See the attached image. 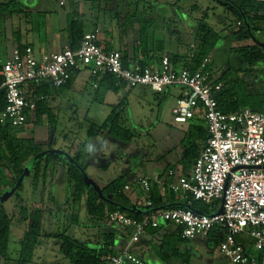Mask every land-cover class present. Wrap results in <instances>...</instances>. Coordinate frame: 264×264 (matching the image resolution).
I'll use <instances>...</instances> for the list:
<instances>
[{"label": "rangeland", "instance_id": "rangeland-1", "mask_svg": "<svg viewBox=\"0 0 264 264\" xmlns=\"http://www.w3.org/2000/svg\"><path fill=\"white\" fill-rule=\"evenodd\" d=\"M8 1L10 0H0V3ZM20 1L26 7L25 13L7 16L0 23V66L12 59L13 52L16 47L21 46V41L26 42L27 28L32 31L28 40L35 43L37 57L39 56L38 43L42 37L46 36L48 39H52L54 34H57L56 36L60 34L59 41L61 42V38L66 39L68 34L66 13L70 16L72 14V0H62L65 1L66 6L58 4L61 0ZM74 1L78 3V10L89 30L99 28L105 31L111 28L116 36L122 38L124 43L135 45L138 49L141 34L138 37L139 30L135 25H146V20L150 21V17L154 15L152 12L158 7L160 10L159 19H167L168 30L173 34L180 33L182 36L181 45L172 43V46H179L183 51L196 48L197 27L195 23L202 20L205 15H207L206 22L218 32H221L225 24H233L235 20L231 13L232 6L226 5L221 0H119L118 11L130 15L128 25L120 24L118 17L112 14L113 4L111 2L108 8L101 0ZM194 3L198 5V9L193 8ZM26 19L29 20V27ZM163 23L162 20L157 19L150 21L149 36L153 37L154 28H161ZM234 30L235 26L230 28L227 33H232ZM225 37L226 39L223 38L219 41L211 56L217 74L226 69L225 61L233 46L230 35L227 34ZM166 46L168 47L166 43L160 41L155 44L158 52H161ZM239 77H243V73L239 74ZM248 82L252 89L256 88L257 82L253 77L249 78ZM96 84L98 87L95 86ZM49 87L46 103L56 115L57 127L52 129L49 126L47 115L42 117L41 122H38L37 115H34L30 123L28 121L29 124L27 123L23 129L21 128L22 132L19 135L30 137L34 143L43 147L45 156L56 154L59 161L49 165V176L45 185L40 178L39 185L35 189L33 164L29 162L26 173L10 189L4 191L1 201L4 203L6 213L12 219L9 245L10 264L15 263V260L17 261L20 257L21 241L27 229L21 212L22 206L31 211L35 205H38L41 202L43 187L45 189L44 201H46L43 206L47 213L43 229L46 233L53 235L66 230L68 235L79 241L95 243L102 240L103 234L110 228L89 216L85 204L86 196L76 208L78 223L72 221L73 210L65 204L71 193L68 184L64 181H67L66 167L70 165L72 159L74 160L73 155L80 145L83 150L80 163L85 166L84 175L88 186L101 190L112 181L124 177L131 187L125 194L128 198H132V201L137 202L138 198L144 199L147 196L145 191L138 186L137 182L140 178H154L157 175L166 174L170 169L177 171L181 168L180 160L184 152V141L191 122L207 127L204 117L198 112L193 121L175 122L174 118L179 114L178 100L182 92L180 87H170L164 93H156L148 86L130 88L126 85L118 92H113L100 85V82L91 76L88 69L79 72L74 80L65 87ZM122 102L126 108L120 120L125 127L134 132V139L130 143H125L107 134L90 137L88 130L91 124L102 125L112 113L113 108ZM59 180L63 181L60 186H53ZM119 203L125 206L123 202L119 201ZM173 205L180 204L173 203L171 206ZM128 210L136 212L132 207H129ZM220 235L222 239L223 234ZM162 238L161 233L157 234L154 245L160 244L159 240ZM152 239L149 234H145L139 242L133 243L131 251L139 248L145 250L144 257L148 264H183L182 260L175 258H171L170 262L163 263L157 257L156 253L159 249L152 244ZM210 241L209 237H199L180 243V245L189 247L184 255L188 259V263L233 264L221 253L220 241L215 248L210 246ZM148 248L151 250L147 252ZM186 251L182 250V253ZM41 254L46 255L48 264H57L55 255L61 257V264H71L61 253V241L57 238H41L30 264H40L39 256ZM0 264L9 263L6 259L0 258Z\"/></svg>", "mask_w": 264, "mask_h": 264}, {"label": "built area", "instance_id": "built-area-1", "mask_svg": "<svg viewBox=\"0 0 264 264\" xmlns=\"http://www.w3.org/2000/svg\"><path fill=\"white\" fill-rule=\"evenodd\" d=\"M257 35L264 43V33ZM211 63L209 56L194 72L164 56L151 65L143 66L136 59L126 67L123 53L100 43L98 31L85 33L78 48L66 46L56 53L44 54L40 60L30 47L24 51L17 48L0 70L6 97V106L0 111V125L24 127L36 112L38 102L47 99L46 95L28 98L27 87L44 84L65 87L84 69L97 81L113 75L130 88L148 86L156 93H164L170 87L182 88L175 122L193 121L198 112L207 123L209 138L190 173L177 175L170 169L164 175L140 178L137 183L147 194L156 183L164 194H175L183 202L189 197L192 200L188 206L155 209L147 199L148 212L141 218L114 211L107 213L103 224L124 230L129 235L128 247L139 242L149 229L165 225L179 230L190 241L206 238L217 230L223 234L220 251L233 264H261L256 255L247 252L240 238L248 237L254 250H264V112L250 108L230 113L221 111L217 94L223 84L208 69ZM130 188L127 185L125 191ZM193 201L206 205L219 202L220 210L202 214L191 208ZM105 261L106 264H144L129 249L109 255Z\"/></svg>", "mask_w": 264, "mask_h": 264}, {"label": "trees", "instance_id": "trees-1", "mask_svg": "<svg viewBox=\"0 0 264 264\" xmlns=\"http://www.w3.org/2000/svg\"><path fill=\"white\" fill-rule=\"evenodd\" d=\"M226 5L232 6V15L235 20L233 24H225L221 32H218L212 25L206 22V16L199 21H196L197 27V46L193 50L183 55L172 54L169 55L172 62L179 66L185 65L191 71H197L204 59L211 56L212 52L218 46V43L225 36L230 35L233 41V46L226 59V69L222 73H218L214 69V62L208 66L218 78L217 82L223 84V89L217 94V101L219 109L225 113L236 112L243 108H251L254 111H264V43L258 33H264V0H221ZM25 6L20 0H10L8 2L0 3V23L7 16L20 15L25 13ZM194 9H198L196 3L193 4ZM71 16H68V31L70 34L69 46L73 49L79 47L85 35V23L81 12L78 10V3L71 1ZM43 14V13H41ZM125 22L126 25H128ZM238 23H241L239 25ZM149 24L146 20V25L141 24V39L139 42V49L142 58L139 62L143 66L151 65L152 61L162 58L156 53L149 56ZM235 26L232 33H227L230 28ZM154 27V26H153ZM21 51L25 47L19 48ZM123 61L126 67H129L131 58L128 54L123 53ZM2 66H0L1 70ZM243 73V77L239 74ZM78 74V73H77ZM75 77V75H74ZM73 77V78H74ZM253 77L257 86L252 89L249 85V78ZM71 79V81L73 80ZM70 81V83H71ZM3 79L0 76V111L6 106L5 90L2 88ZM100 85L107 90L118 92L121 88L126 86L125 83H120L118 79L109 75L102 79ZM69 85V84H68ZM50 85L44 84L41 87H27V97L35 98L40 95L48 96ZM47 99L38 102L36 111L37 120L41 122L42 117L47 115L49 126L54 129L57 127L58 121L53 110L47 106ZM126 106L124 102L115 106L112 113L106 121L97 126L91 124L88 135L95 137L98 134H107L110 137L130 143L134 137V132L125 127L121 122V116ZM23 127H13L11 125H0V202L4 191L10 189L15 182L26 173L27 163L33 164V180L35 189L39 185V180L45 185L49 176V165L55 161H59L56 154H43V147L34 143L33 139L20 137ZM209 138L207 127L203 125L190 124L186 139L184 141V152L180 160L181 172H188L194 165L196 159L200 156L204 145ZM83 157V150L80 147L74 153L70 165L66 167L67 184L71 191L70 196L65 204L73 210L72 221L78 223V214L76 212L77 206L86 196V208L89 216L95 221L101 223L106 218L108 212L121 211L129 216L141 218L142 214L139 212L129 211L132 207L130 199L125 194V187L128 183L124 177H120L112 181L109 185L101 190L95 187L88 186L81 159ZM43 170V171H42ZM43 172V173H42ZM147 194V193H146ZM45 196V189L41 191V202L36 205L30 212L25 206H22V214L25 216L28 227L24 238L21 241L20 257L18 264H30L34 258V251L40 244L41 238H57L61 241V253L71 264H106L105 258L109 255H118L121 253L118 250V245L125 244L129 240V235L124 234L114 227L108 228L103 234L102 240L98 242L79 241L70 235L67 231L56 234H48L43 229L45 208L43 200ZM147 199L153 202L154 208H172L178 206H188L191 197L178 206H171L177 203L175 194L167 195L160 191L156 183L152 184L150 192L147 194ZM123 202L125 206L119 203ZM191 208L196 212L202 214H213L220 210V203L213 205H206L200 201H193ZM12 219L8 216L4 206L0 203V258L7 259L10 244V229ZM161 230L152 229L153 233H158ZM220 233L214 230L209 233L207 237L211 238L210 246L215 248L219 241H221ZM189 241L181 236L179 230H175L163 237L160 258L163 262H167L171 258L182 260L183 264H189L188 259L185 258V253L180 251V243ZM244 243L247 252L256 254L260 263L264 259V250L256 251L253 249L252 239L245 237L240 238Z\"/></svg>", "mask_w": 264, "mask_h": 264}, {"label": "crops", "instance_id": "crops-1", "mask_svg": "<svg viewBox=\"0 0 264 264\" xmlns=\"http://www.w3.org/2000/svg\"><path fill=\"white\" fill-rule=\"evenodd\" d=\"M62 1V0H61ZM61 1H59L58 2V4H60V2ZM118 1L119 0H101V2H104L105 4H106V7H108L109 8V3L111 2V4H113V8H112V10H111V12H112V14H114V16L115 17H118V22L121 24V23H123L124 25H126L125 24V22L127 21V22H130V15H126L125 13H121V12H119L118 11V8H117V4H118ZM64 3H65V1H63ZM4 3V2H3ZM61 5V4H60ZM67 4L65 3L64 5H61V6H66ZM159 8V7H158ZM158 8L157 9H154V12H152L154 15H152L151 17H150V21H155L156 19L157 20H162L164 23L162 24V26H161V28H154V32H153V37H151L150 36V38H152V39H150L149 38V40H150V42H149V44H150V51H151V53H150V55L149 56H152L153 54H157L159 57H163V56H169V55H172V54H178V55H183V54H185L186 52H188L189 51V49H187V50H180V48H179V46H177V47H173L172 46V43L173 44H177L178 45V43L181 45V43L183 42L182 41V36H181V34L180 33H174L173 34V32H170V30H168V28H167V19H165V18H162V19H159V16L158 15H160V10H158ZM121 11V10H120ZM66 16H67V19H66V24H67V26H68V16H69V14H67L66 13ZM171 22V21H170ZM26 23L28 24V27H29V20L28 19H26ZM45 23V22H44ZM43 23V26L46 28V25ZM98 27V26H97ZM135 27L137 28V30H139V32L141 31V24H136L135 25ZM68 28V27H67ZM47 29H48V27H47ZM68 30V29H67ZM92 31H98V32H100L99 33V41H100V43H102V44H104L108 49H110V50H119V51H121L122 53H126V54H128L129 55V57L131 58V61H133V60H136V59H141L142 58V54H141V52H140V49H138L135 45L134 46H131L129 43H124L121 39L122 38H120V36H116L114 33V31L111 29V28H109V29H106L105 31L104 30H100L99 28H97L96 30H89L88 29V27H85V32L87 33V32H92ZM102 31H104V32H102ZM31 32L32 31H30V29L29 28H27V30H26V33H25V35H26V42L25 43H23L22 41H21V46H18V47H16L15 49H17V48H20V47H30L32 50H33V53H34V56L36 57V59L37 60H40L41 58H42V56L44 55V54H52V53H56V52H58V51H60V50H62V49H64L66 46H69V42H70V34H69V31H68V34H67V37H66V39H63V38H61V42L59 41L60 40V38H59V35L60 34H58V36H56L57 34H54L53 35V38L52 39H48L46 36H45V38H43L42 37V39H40L39 40V43H38V50H39V56L37 57V55H36V50H35V43L34 42H30L28 39L30 38V35H31ZM138 32V37H140V34H141V32L139 33ZM122 34V33H121ZM120 34V35H121ZM123 35V34H122ZM175 35V36H174ZM120 39V40H119ZM65 41V42H64ZM157 41H160V42H163V43H166V45H168V47L166 46V48L165 49H163L161 52H158L157 50H156V48H155V44H156V42ZM63 42V44H61ZM153 42V43H152ZM61 45V46H60ZM63 45V46H62ZM118 45H119V48H118ZM125 45V46H124ZM127 45V46H126ZM185 45H186V43H185ZM60 46V47H59ZM191 46L193 47L194 46V44L192 43L191 44ZM190 46V47H191ZM57 47H59V48H57ZM160 53V54H159ZM186 55V54H185ZM212 56V55H211ZM159 61V58H157L156 60H154V61H152V63L151 64H154L155 62H158ZM5 64V63H4ZM3 64V65H4ZM3 65H1V66H3ZM77 75V74H76ZM75 75V76H76ZM75 78V77H74ZM74 78H73V80H74ZM72 80V81H73ZM71 81V82H72ZM70 84V83H69ZM98 87V86H97ZM47 98H48V96H47ZM37 111V110H36ZM34 115H36V112L35 113H33L31 116H30V118H29V123H30V121L32 120V117L34 116ZM28 123V124H29ZM26 129V128H25ZM24 134V133H23ZM22 134V135H23ZM20 136V135H19ZM21 137V136H20ZM24 138H27V139H31L30 137H27V136H24ZM192 169V168H191ZM191 169L188 171V172H184V173H182L180 170H181V168H179V169H177V171H176V173H177V175H183V174H188V173H190V171H191ZM174 170V169H173ZM65 181V183L67 184V181L66 180H64ZM63 181H61V180H59L58 182H55V184L53 185V186H60V184L62 183ZM128 191V190H127ZM126 192V191H125ZM54 196H55V198H56V192L54 193ZM130 198V197H129ZM146 200H147V196L146 197H144V199L143 198H138L137 199V202H134V201H132V198H130V201H131V204H132V208L135 210V211H137V212H139V213H141V214H144V213H146V212H148V208H147V206H146ZM175 200H176V202L177 203H179V204H181L183 201H182V199H181V197H179V196H176L175 195ZM55 201V200H54ZM23 203H25V201H22ZM46 201H44L43 200V203H45ZM3 206H4V203L1 201L0 202ZM26 203H29V202H26ZM55 203H56V201H55ZM36 206V205H35ZM34 206V207H35ZM4 208H5V206H4ZM6 211V210H5ZM28 212H30L29 210H28ZM23 215V214H22ZM47 217V213H46V210H45V214H44V222H45V218ZM23 219L26 221V225H27V227H28V222H27V220H26V218H25V216L23 215ZM26 231H27V229H26ZM175 231V228H173L172 226H163L162 228H161V230L158 232V233H153L151 230H148V232L146 233V234H149L153 239V241H152V244L154 245L155 243H154V241L156 240L155 239V237L157 236V234H159V233H161L162 235H163V237L166 235V234H170V233H172V232H174ZM124 234H126V232H124ZM127 235V234H126ZM162 240H163V238H162ZM162 240H159V243L160 244H156V245H154V246H156L159 250H158V252L156 253L157 254V257L159 258V259H161L160 258V252H161V245H162ZM149 244H151V243H149ZM10 245V244H9ZM132 245L133 244H131V245H129V247H128V241L125 243V244H121L120 243V245H118V250H120L121 251V253L123 252V251H125L126 249H129V251L130 252H132L133 254H135L137 257H139L143 262H144V264H148V261L146 260V258L144 257V254L146 253L145 252V250H143V249H141V248H139V249H135L134 251H131V247H132ZM188 248L189 247H187V246H185V245H181L180 246V251L182 252V250H185L186 251V249L188 250ZM151 250V249H150ZM149 250V248L147 249V252L148 251H150ZM9 253H10V247H9V252H8V256H7V263H9L10 264V262H11V259H10V255H9ZM55 257H56V262H57V264H61V257L60 256H58V255H55ZM39 263L40 264H48L47 262H48V258L46 257V255H40L39 256ZM18 261V260H17ZM17 261L15 260V263H13V264H18L17 263ZM52 262H54L53 260H51ZM162 261V260H161ZM171 261V259L170 260H168L167 262H170ZM163 263H166V262H163ZM127 264H131V263H127ZM261 264H264V259H263V262L261 263Z\"/></svg>", "mask_w": 264, "mask_h": 264}]
</instances>
